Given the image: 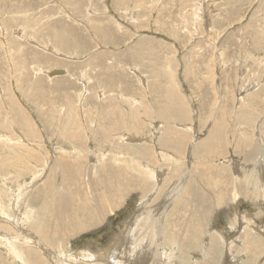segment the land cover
I'll use <instances>...</instances> for the list:
<instances>
[{
    "label": "rangeland",
    "instance_id": "1",
    "mask_svg": "<svg viewBox=\"0 0 264 264\" xmlns=\"http://www.w3.org/2000/svg\"><path fill=\"white\" fill-rule=\"evenodd\" d=\"M54 68L65 69L66 74L50 75ZM133 106L137 110L134 111ZM116 118L124 121L122 129V123ZM27 124L32 125L30 129ZM116 124L119 127L112 131ZM214 128L223 131H218L216 139V136L211 138ZM15 137L18 144L14 143ZM0 143V192L4 194H0V206L5 207H0V237H3L0 264H59L48 255L52 251L63 264H111L110 256L116 252L117 261L131 256V264H138L140 260L139 264H164V261L166 264L170 261L174 264H264V153H254L258 144L264 147V0H0ZM210 147L213 150H207ZM223 152H227L226 156ZM142 157L150 162L145 158L141 160ZM64 159H73L71 161L78 165V168L64 167L65 177L61 172ZM115 161H119L118 164ZM246 163L251 165L241 172L238 169L239 173L235 169V178L233 172L229 174L225 170L229 167L234 171L232 165ZM69 166L79 173L76 180L81 191L76 196L72 194L75 175L69 176L72 171ZM64 179L65 186L62 185ZM69 183L72 190L67 193ZM111 184L115 186L112 188ZM23 189L29 193H23ZM219 191L226 193L221 203L216 199ZM40 211L44 215L40 216ZM7 217L11 221H7ZM235 219H239L238 222ZM51 243L56 245L51 247ZM116 247L118 249L114 250ZM68 257L79 261L71 259L70 262Z\"/></svg>",
    "mask_w": 264,
    "mask_h": 264
},
{
    "label": "bare ground",
    "instance_id": "2",
    "mask_svg": "<svg viewBox=\"0 0 264 264\" xmlns=\"http://www.w3.org/2000/svg\"><path fill=\"white\" fill-rule=\"evenodd\" d=\"M215 11H216V10H215ZM246 17H247V16H246ZM225 29H226V28H225ZM199 55H200V54H199ZM196 64H197V63H196ZM54 69H55V68H54ZM51 71H52V70H51ZM112 84H113V83H112ZM136 88H137V87H136ZM170 90H171V89H170ZM169 93H170V92H169ZM171 93H173L172 90H171ZM120 97H121V96H120ZM122 98H123V97H122ZM108 99H109V98H108ZM108 99H107V100H108ZM241 99H242V98H241ZM49 100H50V98H49ZM51 100H52V99H51ZM51 100H50V101H51ZM53 100H54V98H53ZM111 100H113V98H111ZM116 100H118V99H116ZM120 100H121V99H120ZM123 100H124V99H122V101H123ZM182 100H183V99H182ZM183 101H184V100H183ZM44 102H45V101H44ZM108 102H109V101H108ZM45 103H47V102H45ZM48 103H49V101H48ZM114 103H115V102H114ZM116 103H117V102H116ZM116 103H115V105H118V104H116ZM124 103H125V102H124ZM128 103L130 104L131 101H129ZM133 103L136 104L135 102H133ZM131 104H132V103H131ZM47 105H48V104H47ZM50 105H52V104H50ZM53 105H54V104H53ZM253 105H254V104H253ZM130 106H132V105H130ZM177 106H178V108L180 107L179 104H178ZM72 107H74V106H72ZM69 108H70V107H69ZM69 108H68V109H69ZM133 108H134V106H133ZM133 108L131 107L130 109H133ZM94 109H95V108H94ZM106 109H107V108H106ZM118 109H119V107H118ZM180 109H181V108H180ZM50 110H51V109H50ZM124 110H125V109H124ZM133 110L135 111V110H137V108L135 107ZM138 110H139V109H138ZM59 111H60V110H59ZM59 111H58V112H59ZM120 111L123 112L122 110H120ZM128 111H129V110H128ZM131 111H132V110H131ZM134 111H133V112H134ZM118 112H119V111H118ZM53 113H54V111H53ZM55 113H56V112H55ZM130 113H131V112H130ZM57 114H58V113H57ZM65 114H66V113H65ZM65 114H64V116H65ZM72 114L75 115L74 113L71 112V115H72ZM106 114H107V113H106ZM120 114H122V113H120ZM120 114H119V115H120ZM127 114H128V113H127ZM54 115H55V114H54ZM76 115L78 116V114H76ZM122 115L124 116V114H122ZM132 115H136V114H132ZM132 115H129V116H132ZM140 115H141V114H140ZM129 116H128V118H129ZM119 117H120V116H119ZM126 117H127V116H126ZM132 117H133V116H132ZM56 118H57V117H56ZM111 119H112V118H111ZM122 119H123V117H122ZM125 119H126V118H125ZM53 120H55V119H53ZM59 120H60V119H59ZM59 120H58V121H59ZM77 120L79 121V119H76V121H77ZM115 120H117V118H116ZM132 120H133V119H131V121H132ZM134 120H135V119H134ZM136 120H137V119H136ZM136 120H135V121H136ZM138 120H139V119H138ZM76 121H75V123H76ZM78 121H77V122H78ZM117 121H120V123L124 122V121L121 122L120 119L117 120ZM126 121H127V120H126ZM26 122H27V121H26ZM70 122H71V121H70ZM79 122H80V121H79ZM79 122H78V125H80ZM91 122H92V121H91ZM94 122H96V121L94 120ZM137 122L140 123L139 121H136V123H137ZM29 123H30V122H29ZM65 123H66V122H65ZM65 123H64V124H65ZM68 123H69V122H68ZM68 123H67V124H68ZM120 123H119V124H120ZM127 123H128V122H127ZM138 123H137V124H138ZM60 124H61V123H60ZM62 124H63V123H62ZM73 124H74V123H73ZM81 124H82V121H81ZM140 124H141V123H140ZM164 124H165V123H164ZM30 125H31V124H30ZM30 125H29V126H30ZM74 125H75V124H74ZM91 125H92V124H91ZM113 125H114V124H113ZM113 125H112V127H113ZM116 125H117V124H116ZM116 125L112 128V131H113V129H114L115 127H119L118 125H117V126H116ZM123 125H125V124L122 123V126H120V128L123 127ZM143 125H144V124H143ZM167 125H168V124H167ZM167 125H166V126H167ZM218 125H219V123H218ZM22 126H23V125H22ZM27 126H28V124H27ZM29 126H28V128H29ZM31 126H32V125H31ZM69 126H70V125H69ZM81 126H82V125H81ZM81 126H80V129H81ZM135 126H136V125H135ZM144 126H145V125H144ZM166 126H165V127H166ZM65 127H66V126H65ZM82 127L84 128V126H82ZM86 127H87V125H86ZM125 127H126V126H125ZM167 127H168V126H167ZM214 127H215V125H214ZM221 127H222V126H221ZM24 128H26V127H24ZM67 128H68V127H67ZM144 128H146V127H144ZM168 128H170V127H168ZM29 129H30V128H29ZM64 129H65V128H64ZM64 129H63V130H64ZM84 129H86V128H84ZM84 129H83V130H84ZM87 129L89 130V128H87ZM121 129H122V128H121ZM123 129H124V128H123ZM126 129H127V128H126ZM133 129H134V128H133ZM140 129H141V128H140ZM147 129H148V128H147ZM162 129H164V128H162ZM170 129H171V128H170ZM9 130H10V129H9ZM83 130H82V131H83ZM119 130H120V129H119ZM127 130H128V129H127ZM138 130H139V129H138ZM166 130H167V129H166ZM166 130H165V132H168V131H166ZM175 130H176V129H175ZM27 131H28V130H27ZM29 131H30V130H29ZM31 131H33V130L31 129ZM35 131H36V130H35ZM103 131L106 132L107 130H103ZM109 131H110V130H109ZM129 131H131V130H129ZM132 131H133V130H132ZM141 131H144V129H142ZM218 131H221V130H219V129H217V128H214V134H212L211 138H213L214 136H216V137H215V139H216V138L219 136V133H220V132L218 133ZM67 132H68V131H67ZM67 132H66V133H67ZM74 132H75V130H74ZM114 132H115V130H114ZM133 132H135V131H133ZM139 132H140V131H139ZM161 132H162V131H161ZM163 132H164V131H163ZM221 132H223V131H221ZM33 133H34V132H33ZM38 133H39V132H38ZM66 133H63V134H66ZM110 133H111V132H110ZM112 133H113V132H112ZM172 133H174V132H172ZM176 133H177V132H176ZM176 133H175V134H176ZM13 134H15V133H13ZM36 134H37V133H36ZM120 134H121V135H122V134L124 135V133H122V132H121ZM156 134H157V133H156ZM165 134H166V133H165ZM165 134H164V136H165ZM84 135H85V134H84ZM88 135H89V134H88ZM159 135H160V134H159ZM159 135H158V136H159ZM166 135H167V134H166ZM173 135H174V134H173ZM12 136H13V135H12ZM32 136H33V135H32ZM61 136H63V135H61ZM71 136H72V135H71ZM82 136H83V135H82ZM158 136H157V137H158ZM220 136H221V135H220ZM33 137H34V136H33ZM36 137H37V135H36ZM66 137H68V136H66ZM73 137H74V136H73ZM80 137H81V136H80ZM88 137H89V136H88ZM88 137H87V138H88ZM171 137H172V135H171ZM171 137H170V138H171ZM221 137H222V136H221ZM16 138H17V137H15V142H14V143H16ZM64 138H65V137H64ZM74 138H76V137H74ZM83 138L86 139V137H83ZM90 138H91V137H90ZM125 138H126V137H125ZM163 138H164V137H163ZM174 138H175V137H173L172 139L175 140ZM38 139H39V138H38ZM118 139H119V136H118ZM123 139H124V137H123ZM159 139H160V138H159ZM166 139H167V138H166ZM3 140H4V139H3ZM22 140H23V139H22ZM22 140H19V141H22ZM67 140H68V139H67ZM70 140H71V138H70ZM74 140H75V139H74ZM74 140H73V141H74ZM80 140L82 141L81 138H80ZM116 140H117V139H116ZM124 140L126 141V139H124ZM124 140H123V141H124ZM222 140H223V139H222ZM224 140H225V139H224ZM13 141H14V140H13ZM24 141H25V138H24ZM24 141H23V142H24ZM75 141H76V140H75ZM75 141H74V142H75ZM158 141H159V140H158ZM164 141H165V138H164ZM170 141H171V140H170ZM213 141H214V139H213ZM220 141H221V138H220ZM85 142H86V141H85ZM161 142H162V141H161ZM165 142H167V141H165ZM216 142H219V140H216ZM228 142H229V140H228ZM19 143H20V142H19ZM25 143H26V142H25ZM25 143H24V144H25ZM83 143H84V141H83ZM83 143H82V144H83ZM159 143H160V142H159ZM208 143H209V142H208ZM208 143H207L206 145H208ZM219 143H221V142H219ZM0 144H1V143H0ZM16 144H18V143H16ZM82 144H81V145H82ZM86 144H87V143H86ZM115 144H116V143H115ZM115 144H114V145H115ZM162 144H164V143H162ZM170 144H171V143H170ZM209 144H211V143H209ZM223 144H225V143H223ZM231 144H232V142H231ZM20 145H21V144H20ZM22 145H23V144H22ZM40 145H41V144H40ZM81 145H79L78 147H81ZM84 145H85V144H84ZM119 145H120V144H119ZM123 145H124V144H123ZM159 145H160V144H159ZM168 145H169V144H168ZM172 145H173V144H172ZM218 145H219V144H218ZM227 145H228V143H227ZM12 146H14V145L12 144ZM17 146H18V145H17ZM25 146H26V145H25ZM41 146H42V145H41ZM115 146H116V145H115ZM128 146H129V145H128ZM161 146H162V145H160V147H161ZM164 146H165V145H164ZM210 146H212V144H211ZM222 146H224L223 148H225V145H222ZM229 146H230V145H229ZM262 146H263V145L260 146V145L258 144L257 149L254 151V153H256V152H258V151L264 153V147H262ZM14 147H15V146H14ZM18 147H19V146H18ZM42 147H44V146H42ZM121 147H122V146H120V148H121ZM168 147H169V146H168ZM170 147H172V146H170ZM170 147H169V148H170ZM188 147H189V146H188ZM202 147H203V146H202ZM205 147H207V146H205ZM212 147H213V146H212ZM215 147H216V146H215ZM33 148H34V147H33ZM46 148H47V147H46ZM81 148H82V147H81ZM84 148H85V147H83L82 149H84ZM86 148H87V147H86ZM118 148H119V147H118ZM137 148H138V147H137ZM155 148H156V147H155ZM164 148H166V147H164ZM176 148H177V147H176ZM183 148H184V147H183ZM203 148H204V147H203ZM213 148H214V147H213ZM217 148H218V147H217ZM230 148H231V147H230ZM47 149H48V148H47ZM89 149H90V148H89ZM116 149H117V148H116ZM124 149H126V148L124 147ZM132 149H133V148H132ZM159 149H160V148H159ZM161 149H162V148H161ZM172 149H173V148H172ZM186 149H187V148H186ZM192 149H193V147H192ZM200 149H201V148H200ZM205 149H206V148H205ZM208 149H212V148L210 147V148H207V150H208ZM228 149H229V148H228ZM21 150H22V149H21ZM32 150H33V149H32ZM35 150H36V148H35ZM87 150H88V149H87ZM87 150H85V151H87ZM119 150H120V149H119ZM139 150H140V149H139ZM142 150H143V149H142ZM146 150H147V149H146ZM175 150H176V149H175ZM177 150H178V149H177ZM179 150H180V149H179ZM194 150H196V149L194 148ZM198 150H199V149H198ZM202 150H203V149H202ZM207 150H205V151H207ZM212 150H213V149H212ZM215 150H216V149H214V151H215ZM223 150H224V149H223ZM25 151H26V150H25ZM27 151H28V150H27ZM37 151H38V150H37ZM39 151H40V150H39ZM44 151H45V150H44ZM80 151H81V150H80ZM115 151H116V150H115ZM122 151H123V149H122ZM122 151H121V152H122ZM127 151H128V150H127ZM140 151H141V150H140ZM143 151H144V150H143ZM166 151H167V150H166ZM166 151H165V152H166ZM181 151H182V150H181ZM191 151H192V150H191ZM217 151H218V150H217ZM217 151H216V154H217ZM17 152H18V150H17ZM17 152H16V153H17ZM32 152H33V151H32ZM118 152H120V151H118ZM132 152H133V151H132ZM144 152H145V151H144ZM173 152H174V151H173ZM177 152H178V151H177ZM188 152H189V151H188ZM197 152H198V151H197ZM207 152H208V151H207ZM209 152H210V151H209ZM209 152H208V154H209ZM211 152H212V151H211ZM211 152H210V153H211ZM219 152H220V150L218 151V153H219ZM20 153H21V152H20ZM20 153H19V154H20ZM46 153H47V152H46ZM80 153H81V152H80ZM85 153H86V152H85ZM116 153H117V152H116ZM128 153H129V152H128ZM138 153H139V151H138ZM155 153H156V152H155ZM157 153H158V152H157ZM193 153H194V151H192L191 154L193 155ZM212 153H213V152H212ZM226 153H227V152H226ZM226 153L223 152V155L226 156ZM28 154H29V152H28ZM30 154H31V152H30ZM36 154H37V153H36ZM73 154H74V153H73ZM75 154H76V153H75ZM118 154H119V153H118ZM125 154H127V153H125ZM135 154H137V153H135ZM141 154H142V153H141ZM141 154H140V155H141ZM153 154H154V153H153ZM160 154H161V151H160ZM162 154H163V152H162ZM174 154H175V153H174ZM185 154H186V153H185ZM199 154H200V153H199ZM199 154H197V155H199ZM205 154H206V153H205ZM205 154H204V155H205ZM214 154H215V153H214ZM214 154H212V156H213ZM261 154H262V153H261ZM20 155H21V154H20ZM31 155H32V154H31ZM37 155H38V154H37ZM41 155H42V154H41ZM95 155H96V154H95ZM103 155H104V154H103ZM111 155H112V154H111ZM114 155H115V154H114ZM140 155H138V156L140 157ZM142 155H143V154H142ZM146 155H148L147 152H146ZM163 155H164V154H163ZM177 155H178V154H177ZM206 155H207V154H206ZM15 156H16V155H15ZM22 156H23V155H22ZM26 156H27V155H26ZM44 156H45V155H44ZM72 156H73V155H72ZM130 156L132 157V155H130ZM136 156H137V155H136ZM136 156H134V157H136ZM138 156H137V157H138ZM150 156H153V155H150ZM150 156H149V157H150ZM173 156H174V155H173ZM178 156H179V155H178ZM180 156H181V155H180ZM215 156H218V155H215ZM215 156H214V157H215ZM220 156H221V155H220ZM16 157H17V156H16ZM106 157H107V155H106ZM109 157H110V156H109ZM137 157H136V158H137ZM147 157H148V156H147ZM155 157L157 158V156H155ZM167 157H168V156H167ZM182 157H183V156H182ZM201 157H204V156H201ZM33 158H35V157H33ZM58 158H59V157H58ZM64 158H65V157H64ZM99 158H100V157H99ZM101 158H102V157H101ZM111 158H112V157H111ZM128 158L130 159V157H128ZM144 158H145V157H144ZM144 158L142 157L141 160H144ZM150 158H151V157H150ZM162 158H163V156H162ZM168 158H169V157H168ZM199 158H200V157H199ZM199 158H198V159H199ZM44 159H45V157H44ZM68 159H69V158H68ZM68 159H64V160H63L64 162H63L62 165H61V167H62V168H61V169H62L61 172L63 171V177H65V176H64V174H65V173H64V167H67L68 165H71V166L73 165L75 168H78V165L75 163V161H71V160H73L74 158L71 159V160H68ZM138 159H139V158H138ZM145 159H146V158H145ZM154 159H155V158H154ZM164 159H165V158H164ZM164 159L161 160L162 162H161L160 160H158V162H161L162 164H164L165 161H166V160H164ZM215 159H216V158H215ZM12 160H13V159H12ZM15 160H16V159H15ZM22 160H23V159H22ZM45 160H47V158H46ZM54 160H55V159H54ZM60 160L62 161V159H60ZM99 160H100V159H99ZM109 160H110V159H109ZM112 160H113V159H112ZM117 160H118V159H116V161H117ZM141 160H140V161H141ZM146 160H147V159H146ZM177 160H178V159H177ZM193 160H194V159H193ZM17 161H18V160H17ZM23 161H24V162H27V161H25V159H24ZM47 161H48V160H47ZM57 161H58V160H57ZM116 161H115V162H116ZM147 161H149V160H147ZM155 161H156V160H154V162H155ZM169 161H170V160H169ZM178 161H179V160H178ZM194 161H195V160H194ZM194 161H193V162H194ZM198 161H199V160H198ZM207 161H208V160H207ZM212 161H213V159H212ZM225 161H226V160H225ZM12 162H13V161H12ZM19 162H20V161H19ZM58 162H59V161H58ZM110 162H112V161H110ZM118 162H119V161H118ZM118 162H116V164H118ZM141 162H142V161H141ZM141 162H140V164H141ZM149 162H150V161H149ZM171 162H172V161H171ZM173 162H174V160H173ZM191 162H192V161H191ZM205 162H206V161H205ZM236 162H237V161H236ZM9 163H10V162H9ZM55 163H56V162H55ZM105 163H106V162H105ZM123 163H124V162H123ZM132 163H135V162H132ZM175 163H176V162H175ZM208 163H209V162H208ZM208 163H207V164H208ZM11 164H12V163H11ZM25 164H26V163H25ZM44 164H45V163H44ZM48 164H49V162H48ZM48 164H45V165H48ZM108 164H109V163H108ZM110 164H111V163H110ZM136 164H137V163H136ZM159 164H160V163H159ZM179 164H180V163H179ZM183 164H184V162H183ZM190 164H191V163H190ZM213 164H214V161H213ZM221 164H222V163H221ZM12 165H13V164H12ZM53 165H54V164H53ZM105 165H106V164H105ZM138 165H139V164H138ZM181 165H182V164H181ZM185 165H186V164H185ZM209 165H210V164H209ZM227 165H228V162H227ZM248 165H251V163L242 164L241 166H240V165H237V164H236V165H232L234 171H231V168H229V167L226 166L227 168H225V170H226L227 172H229V174H231L232 172H233V173L235 172V169H237V171H238V173H239V170H238V169H240V172H241V169H248V167H247ZM23 166H25V165H23ZM51 166H52V165H51ZM71 166L68 167V168H70V169L72 168V171L70 172V175H69V176H71V175L74 174L75 176H74V175H73V176L75 177L74 179L76 180V179H77L76 175H78V177H79V173H78L76 170H74V167H71ZM107 166H108V165H107ZM159 166H160V165H159ZM161 166H163V165H161ZM171 166H172V164H171ZM191 166L193 167L192 164H191ZM223 166H224V165H223ZM229 166H230V165H229ZM259 166H260V165H259ZM45 167H46V166H44V168H45ZM105 167H106V166H105ZM105 167H104V168H105ZM108 167H109V166H108ZM111 167H112V166H111ZM113 167H114V166H113ZM113 167H112V168H113ZM115 167H116V166H115ZM125 167H126V166H125ZM163 167H164V166H163ZM197 167H198V165H197ZM210 167L212 168V166H210ZM49 168L51 169L50 165H49ZM86 168H87V167H86ZM89 168H90V167H89ZM99 168H100V166H99ZM102 168H103V166H102ZM112 168H111V169H112ZM153 168H154V167H153ZM158 168L160 169V167H158ZM170 168H171V167H170ZM172 168H173V166H172ZM188 168H189V167H188ZM193 168H194V167H193ZM199 168L201 169L200 165H199ZM203 168H204V167H203ZM207 168H208V165H207ZM216 168H217V167H216ZM45 169H46V168H45ZM90 169H91V168H90ZM105 169H106V168H105ZM146 169H148V168H146ZM177 169H179V167H178ZM183 169H184V168H183ZM214 169H215V167H214ZM214 169H213V170H214ZM51 170H52V169H51ZM88 170H89V169H88ZM114 170H115V169H114ZM116 170H117V168H116ZM127 170H128V169H127ZM130 170H131V169H130ZM132 170H133V169H132ZM165 170H167V169L165 168ZM184 170H185V169H184ZM249 170H250V169H249ZM249 170H248V171H249ZM48 171H49V169H48ZM48 171H47V172H48ZM52 171H53V170H52ZM106 171H108V170H106ZM123 171H124V170H123ZM128 171H129V170H128ZM128 171H127V172H128ZM159 171H160V170H159ZM200 171H201V170H200ZM211 171H212V170H211ZM246 171H247V170H246ZM246 171H245V172H246ZM61 172H60V173H61ZM103 172H104V171H103ZM111 172H112V170H111ZM117 172H118V171H117ZM127 172H126V174H127ZM135 172H136V171H135ZM160 172H162V170H161ZM169 172H171L170 169H169ZM173 172H174V171H173ZM175 172H176V171H175ZM201 172H202V171H201ZM88 173H89V172H88ZM101 173H102V172H101ZM109 173H110V171H109ZM120 173H121V172H120ZM129 173H130V172H129ZM158 173H159V172H158ZM177 173H178V170H177ZM185 173H186V172H185ZM188 173H189V172H188ZM202 173H203V172H202ZM209 173H210V172H209ZM261 173H262V172H261ZM49 174H50V173H49ZM53 174H54V173H53ZM61 174H62V173H61ZM93 174H94V171H93ZM95 174H96V173H95ZM107 174H108V173H107ZM112 174H113V173H112ZM126 174H125V175H126ZM171 174H172V173H171ZM175 174H176V173H175ZM198 174H200V173H198ZM204 174H206V173H204ZM212 174H213V173H212ZM221 174H223V173H221ZM246 174H248V173H246ZM66 175H67V174H66ZM105 175H106V174H105ZM113 175H114V174H113ZM117 175H118V174H117ZM161 175H162V174H161ZM189 175H190V174H189ZM191 175H192V174H191ZM213 175H214V174H213ZM232 175H233L232 177H234V176H235V173L232 174ZM239 175H240V174H239ZM44 176H45V175H44ZM57 176H59V175H57ZM88 176H89V175H88ZM92 176H94V175H92ZM127 176H128V175H127ZM131 176H132V175H131ZM131 176H130V178H131ZM171 176H172V175H171ZM174 176H175V175H174ZM187 176H188V175H187ZM195 176H196V175H195ZM200 176H201V175H200ZM224 176H225V175H224ZM54 177H55V176H54ZM107 177H108V176H107ZM107 177H103L104 179H103V178H102V179L105 180V178H107ZM109 177H110V176H109ZM111 177H112V175H111ZM115 177H116V176H115ZM123 177H124V175H123ZM123 177H122V178H123ZM161 177H162V176H161ZM166 177H167V176H166ZM216 177H217V176H216ZM220 177H221V176H220ZM230 177H231V176H230ZM230 177H229V178H230ZM240 177H241V175H240ZM240 177H239V179H240ZM242 177H243V176H242ZM112 178L115 179L114 177H112ZM168 178H169V177H168ZM174 178H175V177H174ZM188 178H191V177L188 176ZM195 178H196V177H195ZM198 178H199V177H198ZM202 178H203V177H202ZM207 178H208V177H207ZM212 178H215V176L212 177ZM222 178H223V177H222ZM224 178H225V177H224ZM227 178H228V177H227ZM229 178H228V179H229ZM234 178H235V177H234ZM234 178H232V179H234ZM237 178H238V177H237ZM237 178H236V180L238 181L239 179H237ZM37 179H38V178H37ZM39 179H41V178H39ZM47 179H48V178H47ZM67 179H68V178H67ZM113 179H112V180H113ZM118 179H119V178H118ZM120 179H121V178H120ZM125 179H127V178H125ZM170 179H171V178H170ZM218 179H219V178H218ZM228 179H226V180H228ZM48 180H49V179H48ZM87 180H88V179H87ZM106 180H107V179H106ZM106 180H105V181H106ZM109 180H111V178H110ZM160 180H161V179H160ZM163 180H164V179H163ZM176 180H177V179H176ZM196 180H197V179H196ZM199 180H200V178H199ZM203 180H204V179H203ZM205 180H208V179H205ZM212 180H213V179H212ZM222 180H223V179H222ZM222 180H221V181H222ZM226 180H225V181H226ZM45 181H46V179H45ZM73 181H74V180H73ZM89 181H90V180H89ZM92 181H93V180H92ZM96 181H97V178H96ZM98 181H99V180H98ZM100 181H101V179H100ZM100 181H99V182H100ZM122 181H123V180H122ZM128 181H129V180H128ZM128 181H127V182H128ZM131 181H132V180H131ZM153 181H154V179H153ZM158 181H159V180H158ZM161 181H162V180H161ZM186 181H189V180H186ZM219 181H220V180H219ZM225 181H224V182H225ZM229 181H230V180H229ZM233 181H234V180H233ZM245 181H246V180H245ZM1 182H2V181H1ZM38 182H39V181H38ZM61 182H62V181H61ZM78 182H79V181H77V180L75 181V188L73 189V192H72V194L75 195V196H76V194L79 192V190L81 189V185H80V186L77 185ZM85 182H86V180H85ZM108 182H109V181H108ZM110 182H111V181H110ZM120 182H121V181H120ZM171 182H173V181H171ZM200 182H201V181H200ZM208 182H209V181H208ZM216 182H217V181H216ZM70 183H73V182H70ZM70 183H69V184H70ZM93 183H94V182H93ZM93 183H92V185H93ZM97 183H98V182H97ZM111 183H112V182H111ZM115 183H116V181H115ZM124 183H125V182H124ZM124 183H123V184H124ZM129 183H130V182H129ZM151 183H152V181H151ZM161 183H162V182H161ZM173 183H174V182H173ZM178 183H180V182H178ZM181 183H182V182H181ZM189 183H190V182H189ZM197 183H198V182H197ZM3 184H5V183H3ZM35 184H37V181H36ZM51 184H52V183H51ZM65 184H66V182H65V179H64L62 185L65 186ZM69 184H67V185H69ZM95 184H96V183H95ZM104 184H106V183H104ZM104 184H103V185H104ZM112 184H113V183H112ZM112 184H111V185H112ZM126 184H127V183H126ZM152 184H153V183H152ZM162 184H163V183H162ZM175 184H176V183H175ZM183 184H184V183H183ZM214 184H216V183H214ZM23 185H24V184H23ZM43 185H46V184H43ZM62 185H61V187H62ZM90 185H91V182H90ZM133 185H134V184H133ZM150 185H151V184H150ZM167 185H168V184H167ZM191 185H192V184H191ZM191 185H190V186H191ZM197 185H198V184H197ZM197 185L195 184L196 187H197ZM205 185H206V184H205ZM220 185H221V184H220ZM41 186H42V185H41ZM52 186H53V185H52ZM58 186H59V185H58ZM64 186H63V187H64ZM84 186H85V185H84ZM100 186H102V185H100ZM108 186H109V185H108ZM114 186H115V185H114ZM114 186L112 185V188H113ZM125 186H126V185H125ZM134 186H136V185H134ZM179 186H180V185H179ZM188 186H189V185H188ZM188 186H186V187H188ZM225 186H226V185H225ZM232 186H233V185H232ZM33 187H34V186H33ZM45 187H46V186H44V188H45ZM66 187H67V186H66ZM88 187H89V186H88ZM102 187H103V186H102ZM148 187H149V186H148ZM156 187H157V186H156ZM156 187H155V188H156ZM160 187H161V186H160ZM163 187H164V186H163ZM175 187H176V186H175ZM193 187H194V186H193ZM198 187H199V186H198ZM198 187H197V188H198ZM219 187H220V186H219ZM228 187H229V186H228ZM1 188H2V187H1ZM42 188H43V187H42ZM50 188H51V187H50ZM85 188H86V187H85ZM91 188H92V187H91ZM103 188H104V187H103ZM107 188H108V187H107ZM134 188H135V187H134ZM136 188H137V186H136ZM158 188H159V187H158ZM184 188H185V187H184ZM190 188H191V187H190ZM201 188H202V187H201ZM215 188H216V187H215ZM221 188H222V187H221ZM221 188H220V189H221ZM224 188H225V187H224ZM5 189H8V188H5ZM27 189H28V188H27ZM27 189H26V190H27ZM63 189H65V188H63ZM63 189H62V190H63ZM92 189H93V188H92ZM115 189H116V188H115ZM127 189H128V188H127ZM173 189H174V188H173ZM176 189H177V188H176ZM191 189H192V188H191ZM193 189H194V188H193ZM227 189H229V188H227ZM237 189H238V188H237ZM244 189H245V188H244ZM13 190H14V189H13ZM47 190H49V188H47ZM50 190H51V189H50ZM66 190H67V193H68L69 190H70V191L72 190L71 184H70V186H69V189L67 188ZM66 190H65V191H66ZM96 190H97V189H96ZM137 190H138V189H137ZM137 190H136V191H137ZM139 190H140V188H139ZM146 190H147V189H146ZM146 190H145V191H146ZM182 190H183V189H182ZM188 190H189V189H188ZM196 190L198 191V189H196ZM221 190H222V189H221ZM223 190H224V189H223ZM239 190H240V189H239ZM21 191H22V189H21ZM23 191H25V190L23 189ZM42 191H44V190L42 189ZM52 191H53V190H52ZM80 191H81V190H80ZM87 191H88V189H87ZM87 191H86V192H87ZM120 191H121V190H120ZM129 191H130V190H129ZM160 191H161V190H160ZM160 191H159V192H160ZM174 191H176V190H174ZM191 191H192V190H191ZM191 191H190V192H191ZM201 191H202V190H201ZM201 191H200V193H201ZM224 191H225V190H224ZM224 191H222V192H224ZM247 191H248V189H247ZM1 192H3V191L1 190ZM1 192H0V194H1ZM5 192H7V190H5ZM13 192H14V191H13ZM26 192H28V191H25V192H23V193H26ZM39 192H40V191H39ZM49 192H50V191H49ZM54 192H55V190H54ZM61 192H62V191H61ZM83 192H84V191H83ZM102 192H103V191H102ZM123 192H124V191H123ZM126 192H127V191H126ZM126 192H125V193H126ZM183 192H184V191H183ZM229 192H230V191H229ZM236 192H237V191H236ZM16 193H17V192H16ZM16 193H14V194H16ZM23 193H22V194H23ZM28 193H29V192H28ZM45 193H46V192H45ZM56 193H57V192H56ZM58 193H59V192H58ZM69 193H70V192H69ZM88 193H89V191H88ZM90 193H91V192H90ZM135 193H136V192H135ZM137 193H138V192H137ZM143 193H144V192H143ZM145 193H146V192H145ZM176 193H177V192H176ZM184 193H185V192H184ZM9 194H10V193H9ZM12 194H13V193H12ZM37 194H39V193H37ZM40 194L42 195V193H40ZM52 194H54V193L52 192L51 195H52ZM97 194H98V192H97ZM99 194H101V193H99ZM99 194H98V195H99ZM102 194H103V193H102ZM102 194H101V195H102ZM104 194H105V193H104ZM109 194H110V193H109ZM119 194H121V193L119 192ZM123 194H124V193H123ZM180 194H181V192H180ZM196 194H197V192H196ZM214 194H215V192H214ZM228 194H229V193H228ZM236 194H237V193H236ZM248 194H249V193H248ZM1 195L4 196V194H1ZM24 195H25V194H24ZM24 195H23V198H24ZM48 195H49V193H48ZM51 195H50V196H51ZM58 195H59V194H58ZM85 195H87V194H85ZM89 195H90V194H89ZM91 195H92V194H91ZM126 195H127V194H126ZM130 195H132V193H131ZM140 195H141V194H140ZM192 195H193V194H192ZM216 195H217V196H216L217 203H221L222 201H224V200L226 199V193H221V192L219 191ZM61 196H62V195H61ZM63 196H64V195H63ZM70 196H71V193H70ZM80 196H81V195H80ZM103 196H104V195H103ZM117 196H118V195H117ZM172 196H173V195H172ZM179 196H180V195H179ZM186 196H187V194H185V197H186ZM197 196H198V195H197ZM237 196H238V195H237ZM237 196H236V197H237ZM249 196H250V195H249ZM12 197H13V196H12ZM26 197H27V196H26ZM37 197H38V196H37ZM55 197H56V195H55ZM58 197H60V196H58ZM86 197L88 198V196H86ZM92 197H93V196H92ZM141 197H142V196H141ZM146 197H149V196H146ZM185 197H184V198H185ZM205 197H206V196H205ZM9 198H10V197H9ZM49 198H52V196L49 197ZM74 198H75V197H74ZM87 198H86V199H87ZM89 198H90V197H89ZM93 198H94V197H93ZM171 198H172V197H171ZM176 198H178V197H176ZM188 198H189V196H188ZM194 198H195V197H194ZM233 198H234V196H233ZM2 199H3V198H2ZM21 199H22V198H21ZM54 199H55V198H54ZM56 199H58V198L56 197ZM56 199H55V200H56ZM62 199H63V198H62ZM62 199L60 198V201H61ZM86 199H84V200H86ZM90 199H92V198H90ZM95 199H96V198H95ZM97 199H98V198H97ZM106 199H108V197H107ZM109 199H110V198H109ZM198 199H199V197H198ZM4 200H5V198H4ZM18 200H20V199H18ZM26 200H27V198H26ZM45 200H46V199H44L43 201H45ZM51 200H53V199H51ZM55 200H54V201H55ZM100 200H102V199H100ZM177 200H178V199H177ZM187 200H188V199H187ZM212 200H213V199H212ZM20 201H21V200H20ZM109 201H110V200H109ZM182 201L184 202L183 204L186 203L184 200H182ZM188 201H189V200H188ZM191 201H192V200H191ZM193 201H194V200H193ZM203 201H204V199H203ZM214 201H215V200H214ZM235 201H236V199H235ZM1 202H3V201H1ZM21 202H22V201H21ZM21 202H20V203H21ZM26 202H27V201H26ZM55 202H56V201H55ZM61 202H62V201H61ZM90 202H92V201H90ZM93 202H95V201H93ZM101 202H102V201H101ZM106 202H107V201H106ZM147 202H148V200H147ZM195 202H197V201L195 200ZM199 202H200V200H199ZM199 202H198V204H199ZM13 203H15V202H13ZM13 203H12V204H13ZM17 203H18V202H17ZM44 203H45V202H44ZM53 203H54V202H53ZM112 203H113V202H112ZM142 203L144 204V202H142ZM150 203H151V202H150ZM179 203H180V202H179ZM191 203H193V202H191ZM205 203H206V202H205ZM208 203H210V202H208ZM213 203H214V202H213ZM22 204H23V203H22ZM24 204H25V202H24ZM26 204H27V203H26ZM55 204H56V203H55ZM55 204H54V205H55ZM61 204H62V203H61ZM65 204H66V202H65ZM72 204H74V203H72ZM87 204H88V203H87ZM92 204H93V203H92ZM97 204H98V203H97ZM145 204H146V203H145ZM253 204H254V203H253ZM13 205H14V204H13ZM13 205H12V206H13ZM16 205H17V204H16ZM18 205H19V203H18ZM33 205H34V203H33ZM44 205H45V204H44ZM46 205H47V204H46ZM51 205H53V204H51ZM56 205H57V204H56ZM59 205H60V204H59ZM70 205H71V204H70ZM95 205H96V204H95ZM106 205H107V204H106ZM173 205H174V204H173ZM176 205H177V204H176ZM180 205H182V204L180 203ZM180 205H179V206H180ZM207 205H208V204H207ZM221 205H222V204H221ZM233 205H234V204H233ZM31 206H32V205H31ZM47 206H48V205H47ZM63 206H64V205H63ZM110 206H112V210H113V206H114V205L111 204ZM145 206H146V205H145ZM148 206H149V205H148ZM169 206H171V205H169ZM177 206H178V205H177ZM177 206H176V207H177ZM189 206H190V205H189ZM198 206H199V205H198ZM202 206H203V205H202ZM210 206H211V205H210ZM236 206H237V205H236ZM0 207H1V208L4 207V204H3V206H0ZM15 207H16V206H15ZM15 207H14V208H15ZM28 207H29V206H28ZM32 207H33V206H32ZM35 207H36V206H35ZM40 207H41V210H42V206H40ZM48 207L51 208V206H48ZM92 207H93V206H92ZM94 207H95V206H94ZM98 207H99V206H98ZM107 207H108V206H107ZM182 207H185V206H182ZM187 207H188V206H187ZM217 207L219 208V206H217ZM253 207H254V206H253ZM4 208H5V207H4ZM110 208H111V207H110ZM144 208H145V207H144ZM161 208H162V207H161ZM197 208H198V207H197ZM209 208H210V207H209ZM235 208H236V207H235ZM30 209H32V208L30 207ZM45 209H46V208H45ZM53 209H54V208H53ZM53 209L51 208V210H53ZM55 209H56V206H55ZM95 209H96V208H95ZM98 209H99V208H98ZM101 209H102V208H101ZM138 209H139V208H138ZM140 209H142V208H140ZM157 209H158V208H157ZM170 209H171V208H170ZM198 209H199V208H198ZM198 209H197V211H198ZM202 209H203V208H202ZM216 209H217V208H216ZM15 210H16V209H15ZM43 210H44V209H43ZM142 210H143V209H142ZM159 210L162 211V209H159ZM179 210H180V209H179ZM179 210H178V211H179ZM199 210H201V209H199ZM208 210H209V209H208ZM212 210H213V209H212ZM230 210H232V209H230ZM233 210H234V209H233ZM236 210H238V209H236ZM19 211H20V209L18 210V212H19ZM28 211H29V210H28ZM48 211H49V210H48ZM48 211H47V213H48ZM54 211H55V210H54ZM57 211H58V210H57ZM68 211H70V210H68ZM100 211H101V210H100ZM106 211H107V210H106ZM110 211H111V209H110ZM148 211H149V210H148ZM155 211H156V209H155ZM167 211H168V210H167ZM176 211H177V210H176ZM203 211H204V210H203ZM203 211H202V212H203ZM225 211H226V210H225ZM225 211H224V212H225ZM227 211H228V210H227ZM234 211H235V210H234ZM29 212H30V211H29ZM29 212H28V213H29ZM37 212H38V211H37ZM90 212H91V211H90ZM90 212H89V214H90ZM151 212H152V211H151ZM158 212H159V211H158ZM168 212H169V211H168ZM171 212H172V211H171ZM198 212H200V214H201V211H198ZM204 212H205V211H204ZM210 212H211V210H210ZM230 212H232V211H230ZM235 212H236V211H235ZM2 213H3V212H2ZM42 213H43V212H42ZM47 213H46V214H47ZM57 213H59V212H57ZM93 213H95V212H93ZM101 213H102V212H101ZM109 213H110V212H109ZM136 213H137V212H136ZM140 213H141V211H140ZM147 213H148V212H146V214H147ZM153 213H154V212H153ZM227 213H228V212H227ZM233 213H234V212H233ZM15 214H16V213H15ZM21 214H22V213H21ZM46 214H45V215H46ZM53 214H55V213L53 212ZM97 214H98V212H97ZM97 214H95L96 217H97ZM146 214H145V215H146ZM148 214H149V213H148ZM172 214H173V213H171V215H172ZM228 214H230V213H228ZM237 214H238V213H237ZM11 215H12V214H11ZM42 215H44V214H42ZM42 215H41V211H40V216H42ZM57 215H58V214H57ZM60 215H62V214H60ZM93 215H94V214H93ZM103 215H104V214H103ZM135 215H136V214H135ZM145 215H144V216H145ZM177 215H178V214H177ZM207 215H208V214L206 213V216H207ZM68 216H69V215H68ZM137 216H138V214H137ZM139 216H140V215H139ZM151 216H152V215H151ZM159 216H160V215H159ZM226 216H227V215H226ZM229 216H231V215H229ZM240 216H242V215H240ZM15 217H16V215H15ZM44 217H45V216L41 217V218H43V222H44V220H46L45 218H47V215H46L45 218H44ZM48 217H49V216H48ZM58 217H59V215L57 216V218H58ZM61 217H63V215H62ZM64 217H65V216H64ZM96 217H95V218H96ZM105 217H107V216H105ZM134 217H136V216H134ZM141 217H142V216H141ZM165 217H166V216H165ZM165 217H164V218H165ZM170 217H171V216H169V218H170ZM173 217H174V216H173ZM173 217H172V218H173ZM207 217H208V216H207ZM227 217H228V216H227ZM242 217L244 218L245 216H242ZM7 218H8V217H7ZM7 218H4V219H7ZM22 218H23V217H22ZM39 218H40V217H39ZM49 218H50V217H49ZM54 218H55V217H54ZM54 218H53V219H54ZM57 218H56V219H57ZM101 218H102V220L104 219L103 216H101ZM164 218H163V219H164ZM169 218H168V219H169ZM176 218H177V217H176ZM200 218H201V217H200ZM245 218H246V217H245ZM260 218H261V217H260ZM8 219H9V218H8ZM11 219H13V217H12ZM53 219H52V221H53ZM58 219H59V218H58ZM66 219H67V218H66ZM72 219H73V218H72ZM99 219H100V218H99ZM106 219H107V218H106ZM173 219H174V218H173ZM233 219H234V218H233ZM236 219H237V218H236ZM236 219H235V220H236ZM246 219H247V218H246ZM60 220H61V219H60ZM70 220H71V219H70ZM104 220H105V219H104ZM133 220H134V219H133ZM142 220H143V219H142ZM150 220H151V219H150ZM171 220H172V219H171ZM175 220H176V219H175ZM175 220H174V221H175ZM179 220H180V219H179ZM204 220H205V219H204ZM206 220H207V219H206ZM238 220H239V219H238ZM238 220H236V221L238 222ZM244 220H245V219H244ZM247 220H248V219H247ZM7 221H11V220L9 219V220H7ZM34 221H35V220H34ZM34 221H32V224H33V225H34V223H33ZM37 221H38V220H37ZM37 221H35V222H37ZM39 221H41V220H39ZM48 221H49V220H48ZM68 221H69V220H68ZM73 221H74V220H73ZM147 221H148V220H147ZM147 221H146L145 223H148ZM158 221H159V220H158ZM162 221H163V220H162ZM176 221H177V220H176ZM190 221H191V220H190ZM202 221H203V220H202ZM248 221H250V220H248ZM2 222H3V221H2ZM19 222H20V221H19ZM65 222H66V221H65ZM69 222H70V221H69ZM93 222H94V221H93ZM169 222H170V220H169ZM178 222H179V221H178ZM11 223H12V222H11ZM47 223H48V222H47ZM59 223H60V222H59ZM71 223H72V222H71ZM73 223H74V222H73ZM94 223H95V222H94ZM94 223H93V224H94ZM142 223H143V222H142ZM145 223H144V224H145ZM180 223H181V222H180ZM232 223H233V222H232ZM241 223H242V222H241ZM32 224H31V225H32ZM39 224H40V223H39ZM52 224H53V222H52ZM61 224H62V223H61ZM80 224H81V223H80ZM91 224H92V223H91ZM91 224H90V225H91ZM97 224H98V223H97ZM97 224H96V225H97ZM156 224H157V223H156ZM163 224H165V223H163ZM237 224H239V223H237ZM244 224H245V223H244ZM246 224H247V223H246ZM249 224H250V223H249ZM254 224H255V223H254ZM11 225H12V224H11ZM33 225H32V226H33ZM40 225H41V224H40ZM40 225H39L38 227H40ZM63 225H64V224H63ZM65 225H66V224H65ZM88 225H89V224H87V226H88ZM90 225H89V226H90ZM131 225H132V224H131ZM133 225H134V224H133ZM200 225H201V223L199 224V226H200ZM258 225H259V224H258ZM258 225H256V226H258ZM19 226H20V225H19ZM32 226H31V227H32ZM48 226H49V225H48ZM57 226H58V225H57ZM59 226H61V225H59ZM91 226H92V225H91ZM164 226H166V225H164ZM168 226H169V225H168ZM176 226H178V225H176ZM188 226H189V225H188ZM244 226H245V225H244ZM249 226H251V225H249ZM6 227H7V226H6ZM27 227H28V226H27ZM63 227H64V226H63ZM72 227H73V224H72ZM92 227H93V226H92ZM96 227H97V226H96ZM127 227H128V226H127ZM133 227H134V226H133ZM157 227H158V226H157ZM171 227H172V226H171ZM0 228H1V227H0ZM17 228H18V227H17ZM21 228H22V227H21ZM21 228H19V229H21ZM23 228H24V225H23ZM49 228H50V227H49ZM53 228H54V226H53ZM64 228H65V227H64ZM64 228H63V229H64ZM82 228H83V227H82ZM142 228H143V227H142ZM147 228H148V227H147ZM153 228H154V227H153ZM186 228L188 229V227H186ZM186 228H185V229H186ZM244 228H245V227H244ZM247 228H248V226H247ZM252 228H253V226H252ZM7 229H8V228H7ZM13 229H14V228H13ZM19 229H17V230H19ZM28 229H29V228H28ZM39 229H40V228H38L37 230H39ZM42 229H44V228H42ZM45 229H46V228H45ZM72 229H73V228H72ZM76 229H77V228H76ZM84 229H85V228H84ZM84 229H83V231H84ZM90 229H91V228H90ZM127 229H129V228H127ZM131 229H133V228H131ZM168 229H169V228H168ZM187 229H186V230H187ZM0 230H1V229H0ZM24 230H27V229L25 228ZM32 230H33V229H32ZM46 230H47V229H46ZM58 230H60V229H58ZM95 230H96V229H95ZM133 230H134V229H133ZM144 230H145V229H144ZM166 230H167V229H166ZM183 230H184V229H183ZM197 230H198V229H197ZM199 230H200V229H199ZM199 230H198V233H200ZM243 230H244V229H243ZM245 230H246V229H245ZM249 230H250V228H249ZM252 230H255V229H252ZM262 230H263V227H262ZM5 231H6V229H5ZM8 231H9V230H8ZM15 231H16V230H15ZM15 231L13 230V232H15ZM20 231H21V230H20ZM63 231H64V230H63ZM122 231H123V230H122ZM129 231H131V230H129ZM157 231H158V230H157ZM184 231H185V230H184ZM187 231H189V230H187ZM200 231H201V230H200ZM247 231H248V230H247ZM255 231H256V230H255ZM257 231H261V230L257 229ZM263 231H264V230H263ZM2 232H4V230H3ZM16 232H17V231H16ZM25 232H26V231H25ZM30 232H32V231H30ZM33 232H34V231H33ZM36 232H38V231H36ZM51 232H52V229H51ZM53 232H54V231H53ZM58 232H59V231H58ZM84 232H85V231H84ZM84 232H83V233H84ZM86 232H87V231H86ZM123 232H124V231H123ZM134 232H135V231H134ZM138 232H139V231H138ZM144 232H145V231H144ZM144 232H143V233H144ZM163 232H164V231H163ZM166 232H168V230H167ZM169 232H170V231H169ZM172 232H173V231H172ZM190 232H191V231H190ZM195 232H196V230H195ZM4 233H5V232H4ZM6 233H7V232H6ZM6 233H5V234H6ZM38 233H39V232H38ZM49 233H50V232H49ZM61 233H62V232H61ZM64 233H65V232H64ZM72 233H73V232H72ZM125 233H126V232H125ZM161 233H162V232H161ZM182 233H183V232H182ZM244 233L247 234L248 232H244ZM8 234H10V232H9ZM12 234H13V233H12ZM18 234H19V233H18ZM20 234H21V233H20ZM26 234H27V233H26ZM35 234H36V233H35ZM39 234H40V233H39ZM42 234H43V233H42ZM50 234H51V233H50ZM52 234H55V233H52ZM58 234H59V233H58ZM58 234H56V235H58ZM121 234H122V233H121ZM123 234H124V233H123ZM144 234H145V233H144ZM146 234H147V233H146ZM188 234H189V233H188ZM191 234H192V233H191ZM248 234H249V233H248ZM252 234H253V233H252ZM3 235H4V234H3ZM3 235L1 234V236H3ZM13 235H15V233H14ZM30 235H31V234H30ZM44 235H45L44 238H45V241H46L48 235H47L46 233H45ZM64 235H65V234H64ZM69 235H70V233H69ZM117 235H118V234H117ZM127 235H128V234H127ZM127 235H126V236H127ZM132 235H133V234H132ZM166 235H167V234H166ZM243 235H244V234H243ZM263 235H264V234H263ZM26 236H27V235H26ZM37 236H38V235H37ZM41 236H42V235H41ZM119 236H120V235H119ZM129 236H130V235H129ZM138 236H139V235H138ZM142 236H143V235H142ZM160 236H163V235L160 234ZM174 236H175V235H174ZM174 236H173L172 238H174ZM190 236H191V235H190ZM250 236H251V235H250ZM9 237H10V236H9ZM13 237H15V236H13ZM22 237H23V236H22ZM38 237H40V235H39ZM53 237H54V236H53ZM62 237H63V236H62ZM121 237H122V235H121ZM131 237H132V236H131ZM135 237H136V236H135ZM139 237H140V236H139ZM199 237H200V236H199ZM238 237H239V236H238ZM248 237H249V236H248ZM261 237H262V236H261ZM263 237H264V236H263ZM0 238H1L0 240L2 241V238H3V237H0ZM60 238H61V237H60ZM66 238H68V236H66ZM123 238H124V237H123ZM158 238H159V237H158ZM194 238H195V237H194ZM196 238H197V237H196ZM8 239H9V238H8ZM11 239H12V237H11ZM48 239H49V238H48ZM64 239H65V238H64ZM118 239L120 240L119 237H118ZM124 239L126 240V238H124ZM131 239H132V238H131ZM150 239H151V238H150ZM150 239H149V240H150ZM167 239H168V238H167ZM199 239H200V238H199ZM234 239H235V238H234ZM257 239H258V238H257ZM263 239H264V238H263ZM9 240H10V239H9ZM9 240H8V241H9ZM14 240H16V239H14ZM19 240H20V239H19ZM26 240H27V239H26ZM50 240H51V239H50ZM62 240H63V239H62ZM62 240H61V241H62ZM149 240H146V241H149ZM163 240H164V239H163ZM193 240H194V239H193ZM261 240H262V239H261ZM45 241H44V242H45ZM54 241H55V240H54ZM64 241H65V240H64ZM64 241H62V242H64ZM146 241H145V242H146ZM185 241H188V240H185ZM190 241H192V239H191ZM199 241H200V240H199ZM227 241H228V240H227ZM231 241H232V240H231ZM241 241H242V240H241ZM3 242H4V241H3ZM11 242H12V240H11ZM18 242H19V241H18ZM23 242H24V241H23ZM50 242H51V241H50ZM57 242H59V241H57ZM57 242H56V243H57ZM116 242H117V241H116ZM200 242H201V241H200ZM242 242H243V241H242ZM259 242H260V241H259ZM19 243H20V242H19ZM21 243H22V242H21ZM21 243H20V244H21ZM54 243H55V242H54ZM64 243H67V242L65 241ZM137 243H138V242H137ZM149 243H150V242H149ZM160 243H162V242L159 241V247H161V246H160ZM164 243H166V242L164 241ZM180 243H181V242H180ZM186 243H187V242H186ZM189 243H190V242H189ZM196 243H197V242H196ZM201 243H202V242H201ZM225 243H226V242H225ZM227 243H228V242H227ZM227 243H226V244H227ZM245 243H246V242H245ZM245 243H244V244H245ZM249 243H250V242H249ZM252 243H253V242H252ZM9 244H10V243H9ZM12 244L15 245L14 243H12ZM36 244L38 245L39 243H36ZM60 244H62V243H60ZM115 244H116V243H115ZM128 244H129V243H128ZM174 244H175V243H174ZM182 244H183V243H182ZM197 244H198V243H197ZM228 244H229V243H228ZM228 244H227V245H228ZM233 244H234V243H233ZM253 244H254V243H253ZM17 245H18V244H17ZM52 245H53V244L51 243V247H52ZM54 245H56V244H54ZM54 245H53V246H54ZM130 245H131V244H130ZM130 245H129V246H130ZM149 245H150V244H149ZM168 245H169V244H168ZM185 245H186V244H185ZM190 245H191V243H190ZM199 245H200V244H199ZM231 245H232V244H231ZM240 245H241V244H240ZM246 245H247V244H246ZM30 246H31V245H30ZM32 246H33V245H32ZM32 246H31L30 248H32ZM57 246H59V243L57 244ZM61 246H63V245H61ZM117 246H118V245H117ZM127 246H128V245H127ZM165 246H166V245H165ZM191 246H192V245H191ZM200 246H202V245H200ZM241 246H243V245H241ZM255 246H256V245H255ZM12 247H14V246H12ZM16 247H17V246H16ZM20 247H21V246H20ZM22 247H23V246H22ZM22 247H21V248H22ZM33 247H34V246H33ZM40 247H41V246H40ZM40 247H39V248H40ZM121 247H122V246H121ZM132 247H133V246H132ZM166 247H167V246H166ZM173 247H175V246H173ZM177 247H178V246H177ZM177 247H176V248H177ZM225 247H227V246H225ZM246 247H247V246H246ZM18 248H19V245H18ZM21 248H20V250H21ZM24 248H25V247H23V249H24ZM30 248H29V249H30ZM42 248H43V247H42ZM46 248H47V247H46ZM46 248H45L44 250H45L46 252H49V250L46 249ZM110 248H111V247H110ZM110 248H109V249H110ZM167 248H168V247H167ZM171 248H172V246H171ZM183 248L185 249V247H183ZM217 248H218V247H217ZM238 248H239V247H238ZM244 248H245V247H244ZM7 249H8V247H7ZM53 249H54V247H53ZM62 249H63V247H62ZM64 249H65V248H64ZM84 249H85V248H84ZM115 249H118V247L114 248V250H115ZM139 249H140V248H139ZM146 249H147V248H146ZM154 249H155V247H154ZM161 249H162V248H161ZM164 249H165V248H164ZM181 249H182V248H181ZM235 249H236V248H235ZM235 249H234V250H235ZM241 249H242V248H241ZM252 249H253V248H252ZM27 250H28V249H27ZM58 250H59V249H58ZM60 250H61V249H60ZM86 250H87V249H85V251H86ZM89 250H90V249H89ZM100 250H101V249H100ZM124 250H125V249H124ZM137 250H138V249H137ZM142 250H144V249H142ZM157 250H158V248H157ZM168 250H169V249H168ZM177 250L179 251V248H178ZM188 250H190V249H188ZM224 250H225V249H224ZM224 250H223V251H224ZM236 250H238V249H236ZM236 250H235V251H236ZM239 250H240V249H239ZM243 250H246V249H243ZM260 250H262V249H260ZM7 251H8V250H7ZM31 251H32V249H31ZM91 251H92V250H91ZM101 251H102V250H101ZM101 251H99V252H101ZM122 251H123V250H122ZM132 251H135V250H132ZM132 251H131V252H132ZM139 251H140V250H139ZM144 251H145V250H144ZM144 251H143V252H144ZM150 251H151V250H150ZM162 251H163V250H162ZM165 251H166V250H165ZM173 251H174V250H173ZM175 251H176V250H175ZM186 251H187V250H186ZM20 252L22 253L23 251H20ZM20 252H19V253H20ZM26 252H28V251H26ZM33 252H36V251L33 250ZM38 252H39V254L41 253L40 251H38ZM74 252H75V251H74ZM111 252H112V251H111ZM129 252H130V251H129ZM136 252H137V251H136ZM151 252H152V251H151ZM167 252H168V251H167ZM220 252H221V251H220ZM246 252H247V251H246ZM254 252H257V251H254ZM5 253H6V252H5ZM19 253H18V254H19ZM23 253H24V252H23ZM23 253H22V254H23ZM31 253H32V252H31ZM43 253H45V252H43ZM52 253H53V251H52ZM52 253L48 254V255H50V258H52L53 260L55 259L56 261H59V264H63V261L60 263L59 258L56 256L57 253H56V255H54V254H52ZM61 253H62L61 255H63V252H61ZM66 253H67V252H66ZM79 253H80V252H79ZM88 253H89V252H88ZM94 253H95V252H94ZM101 253H103V251H102ZM104 253H105V251H104ZM117 253H118V252L111 254V256H110V262H111V264H114V262H115L116 264H125V263H127V262L129 263L130 258L132 259L131 256H130V257H127V256H126L127 259H125L124 261H122V260H120V259L117 261V256H116ZM124 253H125V252H124ZM146 253H147V252H146ZM155 253H156V252H155ZM165 253H166V252H165ZM180 253H181V252H180ZM180 253H179V254H180ZM186 253H187V252H186ZM223 253H224V252H223ZM223 253H219V254L224 255ZM227 253H228V252H227ZM235 253H236V252H235ZM237 253H238V252H237ZM258 253H259V251L257 252V254H258ZM261 253H262V252H261ZM263 253H264V252H263ZM24 254L26 255L27 253H24ZM29 254H30V252H29ZM36 254H37V253H36ZM39 254H38V255H39ZM83 254H84V253H83ZM85 254H87V252H86ZM85 254H84V255H85ZM89 254H90V253H89ZM91 254H92V253H91ZM109 254H110V253H109ZM133 254H135V253L133 252ZM143 254H144V253H143ZM143 254H142L141 256H144ZM168 254H169V252H168ZM170 254H171V253H170ZM177 254H178V253H177ZM225 254H226V253H225ZM12 255H13V253H12ZM46 255H47V254H46ZM48 255H47V256H48ZM94 255H95V254H94ZM104 255H105V254H104ZM104 255H103V256H104ZM125 255H126V254H125ZM128 255H129V254H128ZM138 255H139V252H138ZM145 255H147V254H145ZM152 255H153V254H152ZM162 255H163L164 257H167V256H165L163 253H162ZM187 255H188V254H187ZM262 255H263V254H262ZM28 256H29V255H28ZM59 256H60V255H59ZM65 256L67 257V256H69V255H66V254H65ZM88 256H89V255H87V257H88ZM100 256H102V255L100 254ZM107 256H108V255H107ZM118 256H119V255H118ZM133 256H134L133 258H136V257H137L136 254L133 255ZM148 256H149V255H148ZM173 256H174V255H173ZM184 256H185V255H184ZM17 257H18V256H17ZM41 257H42V256H41ZM45 257H46V256H45ZM61 257H63V256H61ZM70 257H71V256H70ZM70 257H68V259H70ZM79 257H80V256H79ZM81 257H82V256H81ZM87 257H86V258H87ZM139 257H140V256H139ZM164 257H163V258H164ZM221 257H222V256H221ZM253 257H255V256H253ZM5 258H6V257H5ZM31 258H32V257H31ZM82 258H83V257H82ZM82 258H81V259H82ZM94 258H95V257H94ZM96 258H97V257H96ZM103 258H105V256H104ZM120 258H122V257H120ZM168 258H169V257H168ZM171 258H172V257H171ZM178 258H179V257H178ZM181 258H182V257H181ZM218 258H219V257H218ZM229 258H230V257H229ZM9 259H10V257H9ZM18 259H19V258H18ZM22 259L24 260V258H22ZM22 259H21V260H22ZM35 259H36V258H35ZM40 259H41V258H40ZM48 259H49V258H48ZM48 259H46V260H48ZM63 259H64V258H63ZM71 259H72V258H71ZM71 259H70V262H71ZM81 259H80V260H81ZM83 259H84V258H83ZM97 259H98V258H97ZM155 259H156V258H155ZM215 259H216V258H215ZM222 259H223V258H222ZM222 259H221V260H222ZM227 259H228V258H227ZM254 259H255V258H254ZM1 260H2V259H1ZM13 260H16L15 256H14ZM23 260H22V261H23ZM36 260H37V259H36ZM72 260L75 261L76 259L74 258V259H72ZM84 260H85V259H84ZM102 260H103V259H102ZM111 260H112V261H111ZM136 260H137V259H136ZM156 260H157V259H156ZM169 260H170V259H169ZM173 260H174V259H173ZM178 260H179V259H178ZM188 260H189V258L187 259V261H188ZM196 260H197V259H196ZM223 260H224V259H223ZM228 260H229V259H228ZM231 260H232V258H231ZM252 260H253V259H252ZM17 261H18V260H17ZM19 261H20V260H19ZM48 261H49V260H48ZM76 261H79V260H76ZM81 261H82V260H81ZM92 261H93V259H91V262H92ZM106 261H107V260H106ZM116 261H117V262H116ZM140 261H141V260H140ZM140 261H139V262H140ZM143 261H144V260H142V262H143ZM217 261L219 262L218 259H217ZM225 261H226V260H225ZM254 261H255V260H254ZM6 262H7V261H6ZM28 262H29V261H28ZM44 262H45V261H44ZM49 262H52V261H49ZM65 262H66V260H65ZM70 262L67 261V263H70ZM94 262H95V261H94ZM100 262H101V260H100ZM102 262H103V261H102ZM102 262H101V263H102ZM130 262H131V261H130ZM139 262H138V264H139ZM145 262L147 263L148 261H145ZM151 262H152V261H151ZM153 262H154V261H153ZM156 262H157V261H156ZM188 262H189V261H188ZM229 262H231V261H229ZM259 262H260V261H259ZM8 263H9V262H7L6 264H8ZM16 263H17V262H16ZM23 263H24V261H23ZM32 263H33V261H32ZM41 263H43V262H41ZM45 263H46V262H45ZM87 263H88V262H87ZM89 263H90V262H89ZM95 263H96V262H95ZM95 263H94V264H95ZM133 263H134V262H133ZM136 263H137V262H136ZM143 263H144V262H143ZM160 263H161V262H160ZM160 263H159V264H160ZM189 263H190V262H189ZM215 263H216V262H215ZM219 263H220V262H219ZM231 263H232V262H231ZM233 263H234V261H233ZM4 264H5V263H4ZM13 264H14V263H13ZM17 264H18V263H17ZM24 264H25V263H24ZM30 264H31V263H30ZM46 264H47V263H46ZM53 264H54V263H53ZM73 264H74V262H73ZM98 264H100V263H98ZM129 264H131V263H129ZM140 264H141V263H140ZM149 264H150V263H149ZM151 264H152V263H151ZM164 264H166L165 261H164ZM170 264H174V263H172V262L170 261ZM260 264H261V263H260Z\"/></svg>",
    "mask_w": 264,
    "mask_h": 264
},
{
    "label": "water",
    "instance_id": "3",
    "mask_svg": "<svg viewBox=\"0 0 264 264\" xmlns=\"http://www.w3.org/2000/svg\"><path fill=\"white\" fill-rule=\"evenodd\" d=\"M50 74L51 75H60V74H65V71L64 70H56V71H53Z\"/></svg>",
    "mask_w": 264,
    "mask_h": 264
}]
</instances>
